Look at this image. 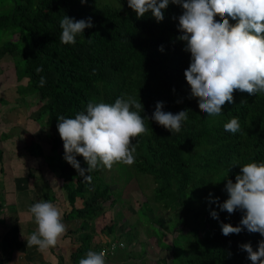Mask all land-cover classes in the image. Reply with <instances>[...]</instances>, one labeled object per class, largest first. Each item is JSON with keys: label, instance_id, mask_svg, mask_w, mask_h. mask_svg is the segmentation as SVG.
Listing matches in <instances>:
<instances>
[{"label": "trees", "instance_id": "trees-1", "mask_svg": "<svg viewBox=\"0 0 264 264\" xmlns=\"http://www.w3.org/2000/svg\"><path fill=\"white\" fill-rule=\"evenodd\" d=\"M183 11L182 6L170 4L164 20L157 22L151 13L138 19L128 0H0V65L4 57L11 58L17 81L25 80L15 89L19 106L21 103L28 113L36 114L34 120L50 130L47 152L37 140H21L15 149L26 148L44 163L41 168H27L31 188L39 180L43 200H60L59 191L69 205L63 222H71L69 232L80 233L69 264H78L89 250L108 249L106 264L117 260L126 264L145 252L143 244L141 254L128 250L136 238L132 229L122 233L126 245L110 238L104 243L99 240L96 219L122 200L121 191L111 188L103 175L106 168L91 172V183L84 181L64 159L57 128L59 116L75 118L78 112L86 111L89 102L114 103L122 95L141 101L144 111L140 114L148 129L132 141L135 163L113 166L124 183L137 177L151 178L154 184L137 214L150 220L143 223L146 229L154 230L160 254L142 264H252L241 246L250 243L256 250L264 240L247 229L224 236L221 221L239 226L243 213L237 210L230 215L209 202L210 193L212 199L219 197L220 203L228 198L225 186L228 179L235 182L240 166L264 162V93L251 96L236 91L234 103H226L219 116H207L199 109L198 98H189L191 89L184 76L191 57L184 50L185 42L178 39L182 35L178 17ZM65 15L76 20L92 18L94 26L78 35L74 45L60 41V20ZM230 23L236 21L230 19ZM39 67L43 71L37 74ZM41 76L46 78L43 87L39 86ZM5 92L0 95H10ZM242 100L246 103L241 104ZM157 102H163L165 112L188 110L180 132L171 133L149 119ZM232 118L240 124L235 134L224 129ZM2 123L6 127L0 126V142L11 135V123ZM19 132L17 137L27 134L24 128ZM2 152L0 149V173L4 174ZM77 160L81 167H88L82 156ZM42 168L58 179L53 183L58 185L56 190ZM3 200L0 195V207ZM158 208L167 211L166 218L157 214ZM212 210L219 212V220L211 217ZM116 226L117 221L112 220L100 233L106 231L113 238ZM165 232L174 235L170 242L163 239ZM112 243L116 245L114 252L109 250ZM58 264H64L61 256Z\"/></svg>", "mask_w": 264, "mask_h": 264}, {"label": "clouds", "instance_id": "clouds-1", "mask_svg": "<svg viewBox=\"0 0 264 264\" xmlns=\"http://www.w3.org/2000/svg\"><path fill=\"white\" fill-rule=\"evenodd\" d=\"M87 3V0H81ZM170 4L182 6L178 17L179 40L185 42L190 53V65L184 76L190 86L191 98H198L199 109L207 116H219L226 103H234V93L239 91L255 96L264 93V0H128V6L143 18L151 13L157 22L164 20V11ZM219 16L220 20L216 17ZM230 19L236 21L230 23ZM92 18L76 20L65 15L60 20V41L75 44L76 37L92 28ZM163 46L160 51H163ZM43 71L36 69L37 74ZM46 84L41 76L39 86ZM246 103L242 100L241 104ZM163 102H157L149 118L171 133L180 132L188 110L177 114L165 112ZM141 101L122 95L114 103L89 102L86 111L75 118L58 117V132L65 150L64 159L74 167L83 180L91 183V172L98 167L111 170L114 164L131 166L135 163L134 138L147 132ZM227 132L240 131L237 118L224 125ZM77 156H82L87 168L81 167ZM228 198L216 203L220 211L243 213L239 226L221 221L222 234H239L244 229L264 237V162H250L240 166L235 182L228 179L225 186ZM29 213L37 226L28 238V247L45 251L57 246L67 232L63 211L51 201L42 200L30 206ZM210 215L219 220V212ZM252 264H264V240L258 248L250 243L241 246ZM116 245H112L113 252ZM106 251L89 250L78 264H106Z\"/></svg>", "mask_w": 264, "mask_h": 264}, {"label": "rangeland", "instance_id": "rangeland-1", "mask_svg": "<svg viewBox=\"0 0 264 264\" xmlns=\"http://www.w3.org/2000/svg\"><path fill=\"white\" fill-rule=\"evenodd\" d=\"M2 62L3 63H1L0 65L1 66L0 93L6 91L5 93H8L10 95H6V96L0 95V109L2 105H4V107L1 109V111L3 110V113L2 115L0 114V120L3 118L5 120L3 122L5 123L9 122L15 125V126L12 125L8 132L11 134L9 138L10 145H8L9 143H6L3 144V146L5 150L8 151L10 147L15 148L17 142L21 140H24L25 143H29L31 140H37L43 145V148L45 147L44 151L47 152V141H48L47 133H49L50 130L48 128H45L44 126H41L37 121L34 120L36 114L28 113L26 107L21 103H20L21 106H19L18 102L20 99H18L15 96L16 95L15 89L17 85L21 83L25 84V80L23 79L21 81H17L14 73V67L13 64L11 63V58L9 56L4 57L2 59ZM0 124L2 127L3 125H5L1 123V121ZM18 128L22 130L24 128L27 131V134L24 135L22 133L20 137H17V134L20 133ZM21 153L25 155L23 156V161L24 163L26 162V165L28 167L35 165L37 166L44 165V163L41 160L38 161L31 158L32 155L29 154L26 148L22 149ZM103 175L105 176L106 180H108L111 183L112 189H120L121 191L120 198L122 200L117 201L112 208L106 210L104 215L99 216L96 219L95 225L99 240H102V242L104 243L106 240H109L110 238V240H117V241L119 240L125 244V240L124 238H122L123 237L122 233L132 229L133 232H136V236H135L136 238L132 240L131 243L127 246L128 250L130 252L134 251V254H141L143 253L141 247L143 244L145 252L140 257L136 256L130 258L126 264H142V261L146 258L147 260L148 259L153 260L160 254V248L156 243V238L153 237V235L155 234L154 230L146 229L144 223H148L150 220L148 221V219L144 215H141L139 217L137 214V209L140 206L141 202L151 194L152 187L154 186L151 178H144L140 180L137 179V177H134L129 182L124 183L123 180L117 176L114 167L111 170L105 169L103 171ZM58 195L60 201H62L63 199L62 193L58 191ZM156 212L158 215L162 216L163 218L167 217V211L161 208L156 209ZM112 220L117 221V226L115 228L116 234L113 238H112L113 235L108 234L106 231L104 233H100V230L103 228V226L105 224H109L110 221ZM154 225L157 228H160L157 224ZM132 226L134 228H132ZM173 236L171 233L165 232L163 239L166 242H170ZM76 241L79 243L78 236L75 242ZM126 251H124L123 253L126 254ZM123 253L121 252V254ZM122 263H124L122 260L119 261L117 260V262L115 263L112 262L111 264H122Z\"/></svg>", "mask_w": 264, "mask_h": 264}, {"label": "crops", "instance_id": "crops-1", "mask_svg": "<svg viewBox=\"0 0 264 264\" xmlns=\"http://www.w3.org/2000/svg\"><path fill=\"white\" fill-rule=\"evenodd\" d=\"M0 121L2 123L5 120L1 119ZM12 125L13 123H11ZM6 143H9V138L0 142L4 161V174L0 173V195L4 196L0 207V264H58L59 256L63 258L64 264L71 263L70 253L78 245L75 240L77 236L80 240V233L78 235L68 232L72 228L69 222H64L68 226L67 232L60 239L57 246L45 251H40L35 246L28 247L26 238L37 229L34 220L30 216L29 208L31 205L43 200L40 192L41 185L37 180L33 183L35 188H31L33 181L31 184L30 181L29 183L27 181L28 166L23 161L25 155L21 153L22 149L16 150L14 147H10L8 152L3 146ZM31 158L38 160L34 156ZM32 167H37V165ZM42 171L44 172L43 168ZM44 177L52 189L56 190L58 185L53 183H58V179L55 180V176L46 171ZM53 203L61 208L63 212L69 210V205L63 199L62 201L56 200Z\"/></svg>", "mask_w": 264, "mask_h": 264}, {"label": "built area", "instance_id": "built-area-1", "mask_svg": "<svg viewBox=\"0 0 264 264\" xmlns=\"http://www.w3.org/2000/svg\"><path fill=\"white\" fill-rule=\"evenodd\" d=\"M114 243H112L111 245H110V247H109V250L110 251H112L113 249H112V245H113ZM120 245H123L122 243H120ZM101 250H104V251H106V254L108 253V249H106V248H102ZM100 250V251H101Z\"/></svg>", "mask_w": 264, "mask_h": 264}]
</instances>
